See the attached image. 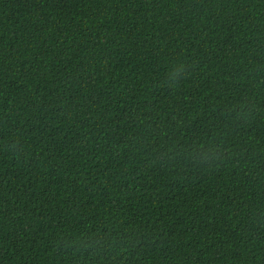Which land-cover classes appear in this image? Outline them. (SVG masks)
I'll list each match as a JSON object with an SVG mask.
<instances>
[{"label":"trees","instance_id":"obj_1","mask_svg":"<svg viewBox=\"0 0 264 264\" xmlns=\"http://www.w3.org/2000/svg\"><path fill=\"white\" fill-rule=\"evenodd\" d=\"M0 264H264V0H0Z\"/></svg>","mask_w":264,"mask_h":264},{"label":"clouds","instance_id":"obj_2","mask_svg":"<svg viewBox=\"0 0 264 264\" xmlns=\"http://www.w3.org/2000/svg\"><path fill=\"white\" fill-rule=\"evenodd\" d=\"M176 76H177V74H175V73H174V74L172 75L171 79H172L173 81H175V80H176ZM216 155H217V157H218V159H217V160H219V159H220V156L222 155V153H220V152H217V154H216Z\"/></svg>","mask_w":264,"mask_h":264}]
</instances>
